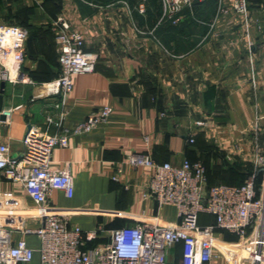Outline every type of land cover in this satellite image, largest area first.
Here are the masks:
<instances>
[{
  "label": "crops",
  "instance_id": "1",
  "mask_svg": "<svg viewBox=\"0 0 264 264\" xmlns=\"http://www.w3.org/2000/svg\"><path fill=\"white\" fill-rule=\"evenodd\" d=\"M136 1L131 7L127 0H0V25L17 23L29 30L22 70L32 82L7 83L4 110L10 113L0 120V142L8 144L12 156L23 151L28 124L47 129L45 117L60 110L57 103L69 130L104 105L113 106L106 122L88 133L70 134L68 146L53 151L55 166L70 165L72 197L53 190L41 209L20 183L0 172V224L22 221L37 227L44 214L67 213L70 223L96 232L86 243L92 247L138 222L176 223L177 209L160 207L149 193L152 169L127 161L133 153L174 165L185 158L202 161L209 184L241 185L255 173L257 187L263 185L264 170L256 160L264 155V27L253 11L247 20L235 12L223 14L210 26L187 24L189 14H197L185 9L183 31L164 30L162 42L154 34L166 22L141 25L133 10L145 16L139 5L147 0ZM61 15L84 34L86 49L97 54L94 72L74 76L64 100L47 89L60 74L55 21ZM119 168L122 173L114 180ZM11 210L25 213L12 218ZM214 222V216L201 214V224ZM215 235L207 264H241L239 236L224 230ZM22 240L35 250L28 264H40L39 238L19 229L11 233V245ZM230 251L234 261L228 260ZM182 252L180 243L169 248V263L180 264Z\"/></svg>",
  "mask_w": 264,
  "mask_h": 264
},
{
  "label": "built area",
  "instance_id": "2",
  "mask_svg": "<svg viewBox=\"0 0 264 264\" xmlns=\"http://www.w3.org/2000/svg\"><path fill=\"white\" fill-rule=\"evenodd\" d=\"M202 0H161L162 14L157 25L171 21L177 24L185 9L193 10ZM218 0L213 26L221 15L238 13L247 20L249 0ZM143 13V2L139 5ZM196 22L205 24L194 16ZM208 24V23H206ZM59 44V77L48 84V92L64 100L74 88V76L94 72L97 54L86 49V39L81 31L72 29L64 16L55 21ZM28 29L19 24L0 25V82L31 83L22 70ZM62 100V102H63ZM57 113L45 117L47 129L28 124L23 137V151L12 156L10 147L0 142V172L9 180L20 183L39 208H44L53 190H62L68 197L75 192L70 165L55 166L53 151L57 146L66 147L70 134H85L108 120L113 106L106 104L80 121L73 129L64 127V112L60 104ZM10 113V111H6ZM204 124V122H200ZM55 126L50 133L49 127ZM194 142V139L190 140ZM127 161L133 167H147L153 173L149 193L160 207L170 205L177 209L178 221L162 225L142 221L113 231L111 241L86 247L96 237V232H84L79 225L70 223L67 213L43 215L37 227H25L14 221L0 224V264H28L35 250L25 241L10 244L11 233L35 235L40 240V264H170L167 251L173 245H182L180 264H207L214 255L216 231L224 230L239 236L241 264H264V183L256 185L253 173L241 185L223 182L209 184L206 166L202 161L183 159L181 164L157 162L149 155L133 153ZM257 166L264 170V155H258ZM122 168L113 176L119 179ZM25 210H11L9 216H23ZM215 217L212 224L200 223L201 214ZM235 252L230 251L229 261Z\"/></svg>",
  "mask_w": 264,
  "mask_h": 264
},
{
  "label": "trees",
  "instance_id": "3",
  "mask_svg": "<svg viewBox=\"0 0 264 264\" xmlns=\"http://www.w3.org/2000/svg\"><path fill=\"white\" fill-rule=\"evenodd\" d=\"M95 1L107 2L110 0H95ZM127 1L130 3L131 7H136V3H137L136 0H127ZM207 5L211 6L210 0H206V1L204 0L202 2L198 1L195 3V5H194L195 7L193 8V10H194V13L197 14V17L205 16L207 19L211 17L212 12L205 11V7ZM145 6H146L145 10H144L145 16H142L143 14L142 15L138 14V11L135 8L133 10L134 16L138 18L139 23L141 25L146 23L149 27H154L157 25L158 20L162 14L161 0H147V3ZM180 23L181 22L174 24L171 21H166L165 26L160 27V29L157 30L156 33L159 35L166 29L181 32V31H183V29H181L182 24H180ZM186 23L189 25L196 24V21H195L193 15L189 14V18L186 20ZM10 24H17V23H10ZM28 38H29V30H28ZM28 38H27V40H28Z\"/></svg>",
  "mask_w": 264,
  "mask_h": 264
},
{
  "label": "rangeland",
  "instance_id": "4",
  "mask_svg": "<svg viewBox=\"0 0 264 264\" xmlns=\"http://www.w3.org/2000/svg\"><path fill=\"white\" fill-rule=\"evenodd\" d=\"M202 1H204V0H202ZM202 1H200V2H202ZM206 1V0H205ZM211 1V6H206L205 7V11H207V12H213V11H215V13H214V16H215V14H216V11H217V6H218V0H210ZM228 1V3H226L225 4V6H227V7H229V5H230V3H229V0H227ZM195 6H193V8H194ZM250 10H252L253 11V13H254V16H255V18L254 19H256V22H257V24L259 23V24H261V26H263L264 27V3H261V4H259L258 2H257V0H249V5H248V17L247 18H249V15H250ZM251 11V12H252ZM214 16H213V18H212V16L210 17V18H206L205 16H201V17H199L201 20H203V22H205V24L206 23H213L214 21H213V19H214ZM212 19V20H211ZM211 23V24H212ZM217 23V22H216ZM202 25H204V24H202ZM264 32V31H263ZM154 34V33H153ZM155 35V37L158 39V40H161L162 42H163V38L161 37V36H159L157 33H155L154 34ZM211 35V34H210ZM207 36V37H211V36ZM141 36L142 37H147L148 35L147 34H145V33H142L141 34ZM164 46L162 47L161 46V51H163L164 52Z\"/></svg>",
  "mask_w": 264,
  "mask_h": 264
},
{
  "label": "water",
  "instance_id": "5",
  "mask_svg": "<svg viewBox=\"0 0 264 264\" xmlns=\"http://www.w3.org/2000/svg\"><path fill=\"white\" fill-rule=\"evenodd\" d=\"M7 82L2 80L0 82V120L4 121L7 117V112L4 110V94L6 89Z\"/></svg>",
  "mask_w": 264,
  "mask_h": 264
}]
</instances>
